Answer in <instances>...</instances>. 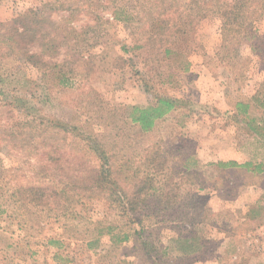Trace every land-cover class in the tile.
<instances>
[{
  "label": "rangeland",
  "instance_id": "rangeland-1",
  "mask_svg": "<svg viewBox=\"0 0 264 264\" xmlns=\"http://www.w3.org/2000/svg\"><path fill=\"white\" fill-rule=\"evenodd\" d=\"M253 90L263 102L264 0H0V227L56 254L15 252L27 264H264L260 208L253 224L234 214L253 167L212 165L197 146L241 127L221 113ZM165 102L151 127L134 121ZM238 137L264 160V137ZM33 184L59 196L33 202Z\"/></svg>",
  "mask_w": 264,
  "mask_h": 264
},
{
  "label": "crops",
  "instance_id": "crops-1",
  "mask_svg": "<svg viewBox=\"0 0 264 264\" xmlns=\"http://www.w3.org/2000/svg\"><path fill=\"white\" fill-rule=\"evenodd\" d=\"M259 86V87H258ZM256 87L260 88V84L257 82L256 83ZM257 88V89H258ZM264 94V93H263ZM252 95V96H251ZM259 96L260 94L256 92V90H253L252 92H250L249 95H247V101L249 102V107L247 109V112L245 113V117L247 118V116L249 117H254L255 115H257V109H261L259 106ZM263 110V109H262ZM233 113H235L236 117H237V111L235 108V105H233V103L227 105V108L224 109V111L221 113L223 115V117L225 119H230L231 115H233ZM221 114L218 115V118H220ZM259 115H263L260 114ZM214 117V116H213ZM242 117V116H241ZM213 119V118H212ZM214 119H216L214 117ZM213 119V120H214ZM239 120V119H238ZM235 125L240 126L242 125V123H237L235 122ZM219 131H224L225 134H228L231 136V140H229V142H222V140H220V134H218ZM209 130V133L207 134V137L204 136L200 137L198 136V140L197 146L200 147H212L213 150V154H215L213 156V163L212 165H215L218 163V161H231L233 163H236L238 165L244 164L245 162H250V166L254 167L255 165L259 164L261 171L259 170L257 171H253L254 172V181L251 182L249 184V186L247 187L248 189L243 190L242 192L240 191V194L235 195L233 197V200H235V202H239V204H237V210L234 212V214H236V218H238L240 221H245V222H249L251 224H253L255 222L254 219V213L255 211L257 212L258 207L260 208V212H261V216H262V222H260L261 224L259 225L260 228L264 227V160L261 159H256V160H250L248 158V155L245 154V152L242 151L241 147L243 148V145L241 146V139L239 140V135H242L243 138H251L254 141H258L260 140L259 137L253 135V133L251 131L248 130V127L246 128L245 125L242 127H235L233 131H225L224 129L221 130ZM209 147V148H210ZM245 172L247 173V169H245ZM251 172V171H250ZM252 172V173H253ZM229 183V181H227ZM219 191V192H218ZM214 190L213 193H223L221 190ZM220 197L222 198H231L230 196H228L227 194H223ZM239 214V215H238ZM260 215V213H259ZM261 218V217H260ZM3 223H6L7 225H10L7 220L5 219ZM5 224V225H6ZM258 225H255V228ZM18 227V226H17ZM1 233L0 234H4L5 237H7V239L9 241H7V244H3L1 245V247L3 249H5L6 251H8L5 260H3V262H6L8 264H10V255H13V257L15 258V264H17L19 262V264H27L28 260L27 258V254L23 253V252H15V249L17 247L20 246V249H22L23 247H27L30 246L33 247L34 249V253H32V261L34 259H40L43 258V256H45V254H47L48 256L51 254H56V252L54 253L55 250H52L53 248L49 246L48 242H50V240H47V244L45 245H41L38 244L37 242H35V240L33 239V237H31L28 240H23V241H19L21 238L18 239V241L15 242V234H14V230L13 227L11 229H9V227L4 226V227H0ZM18 233L19 229L16 230ZM11 237V238H10ZM4 245H6L4 247ZM11 248V249H10ZM13 252L15 254H13ZM47 256V257H48Z\"/></svg>",
  "mask_w": 264,
  "mask_h": 264
},
{
  "label": "trees",
  "instance_id": "trees-1",
  "mask_svg": "<svg viewBox=\"0 0 264 264\" xmlns=\"http://www.w3.org/2000/svg\"><path fill=\"white\" fill-rule=\"evenodd\" d=\"M239 7H240V5H239ZM223 13H225V12H223ZM237 15L238 14L233 16V19L234 18L236 19L238 17ZM225 18L227 19V21L223 23V26L228 25V23H229L228 19L230 18V16L225 14ZM258 103H259L260 108L264 110V101L260 102V100H259ZM233 105H235V108H236L238 115L236 117L235 113H233V115H235V116H232V115L231 116L234 117V119H239L238 123H240V124L242 123V127L244 125L246 128L248 127V130L251 131L253 133V135L259 137V139L264 137V134L262 135V133L258 130V128H256L255 126H252V121L254 120L253 117L247 116V118H246L244 116L245 113L247 112L248 107H249V102L237 100L233 103ZM170 107H171V105H169L168 103L165 102V103H162L160 106H148V107L140 108L137 110L138 116L134 117V121L139 122V124L141 125L142 128H147V127L149 128L153 125L154 119L164 115L170 109ZM254 118H255V116H254ZM49 156L50 155H48L47 159H50ZM187 159H188V157H187ZM230 164L231 165H237L236 163H233V162H231ZM240 166L248 168L250 166V162H245L244 164H241ZM185 168H186V165L184 164L183 169L186 170ZM253 170L257 171V172L259 170L261 171L259 164L255 165L253 167ZM90 181H91V179H90ZM99 184H100L99 181H96V180L93 181L92 187L94 188V190H100ZM147 185H149V184H147ZM27 190L29 191V193H31V200L33 202H37V201H35V200H37L36 195L43 196L44 198H47V197L50 198L51 196H53V199H55L59 196V194L55 191V188L53 186H50V185H48V186H46V185L28 186ZM134 197H132V198H134ZM138 197H139L138 198L139 203H141V201L143 202L144 194L139 195ZM127 199L129 201V198H127ZM131 211L132 210H130V208L127 211H125V217H127V219H129L130 218L129 216L132 215ZM115 241H117V239H115Z\"/></svg>",
  "mask_w": 264,
  "mask_h": 264
}]
</instances>
